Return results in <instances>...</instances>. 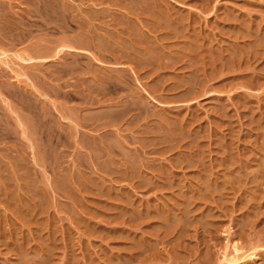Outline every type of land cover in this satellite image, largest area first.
Instances as JSON below:
<instances>
[{
  "label": "rangeland",
  "instance_id": "374dc122",
  "mask_svg": "<svg viewBox=\"0 0 264 264\" xmlns=\"http://www.w3.org/2000/svg\"><path fill=\"white\" fill-rule=\"evenodd\" d=\"M0 1L15 19L27 10L26 4L21 0ZM80 1H69L70 4L72 3V10L75 9L73 15L76 16L72 22L71 27L74 31H71V35L91 28V21L94 22L91 24L93 33H104L111 27H116L113 25L109 28L104 25L103 22H113L115 16L111 17L114 14L111 12L109 15L106 12V5L102 0H84L81 1L82 4ZM95 1H98L96 6L93 4ZM214 1L216 0L210 3V8H202L195 0H179V3L165 0L167 5L173 7L171 11L175 17L182 14L184 21L189 19L193 24L199 23V31H204L206 34L211 31L209 37L215 42L214 48L236 41L234 38L226 37L223 28L222 31L219 29V24L221 27L224 26L219 17L222 16V11L225 9L232 11L234 7H238V4L247 8L242 9L246 11L245 17L249 15L248 18L255 19L254 24L262 25L264 31V14H262L264 11L261 13L256 7V2L261 0H251V5H254L252 8L238 2L236 4L235 0H219L217 3ZM212 3H215L218 11L215 9L214 14L208 15L211 7L214 6ZM79 7L83 13L82 10L79 11ZM86 8L91 9L90 13L94 15L90 22H87L83 15L81 16ZM78 15L80 18L77 19ZM207 16L210 26H207ZM212 20H218L219 24L214 27L215 29L211 26ZM42 22V20L39 22L41 30H34L35 33L33 31L34 35H40L37 36L39 38L36 36L32 38L30 35L23 41L4 39L3 43L0 42V264H42V262L43 264H264V48H258L262 52L257 49L254 51L255 54L257 53L255 56H259L255 59L254 52H250V48L243 51L246 58L243 59V64L244 60L247 62L243 68L250 65L247 67L250 68L249 70L239 71L237 68L227 67L225 74H220L222 73L220 64L223 62L218 64L220 67L217 65L219 69L215 72L213 66L211 68L212 64L209 63L205 68L199 61L201 63L196 64L203 65V67L198 65L199 69L209 70V72L197 70L202 79L201 89L182 98H176L177 96L171 98L178 92L167 88L164 91L169 85L167 83H171V77L178 75L186 79L187 74H191V70L196 67L192 65L193 68L187 61L185 62L187 59L185 56H181L179 63L174 66L169 65L168 69L156 73L158 76L154 75L152 70L145 75L141 72L142 68L132 66L140 75L137 78L131 71L130 66L133 64L125 66L124 69L127 73L130 72L132 77L129 75V78L131 77L132 80L127 76L124 79L120 71L110 64L108 67L106 64L96 65L93 58L86 54L82 57L76 53H63L48 61L25 62L21 58H25L31 48L37 44H40L39 47L43 50L48 48L53 52L62 43L64 37L62 29L57 26L55 29L54 25L49 27ZM204 33L203 35H206ZM213 35L217 40L212 37ZM173 39L165 40L167 55L174 54L173 51L177 52V46L181 45V42ZM215 40L218 41L217 45ZM37 41L41 42L37 43ZM239 42L241 43L242 40ZM246 42V44L250 43L248 39ZM173 43H177L176 46ZM54 44L58 45L54 46ZM45 46L46 48H43ZM247 55H253L249 58L254 61H250ZM62 60L64 64L70 62L69 64H76L78 67L80 65V69L77 67L74 75H62L58 68L63 63ZM227 63V66H231L232 63L235 65L238 63V58L234 62L230 60ZM180 64L183 66H178ZM180 71L184 74L178 73ZM202 72L205 74L203 75ZM246 72L247 76L257 77V80L253 78V83H259L246 86L245 82L238 78L239 73L246 75ZM99 75L109 79L108 81L113 84V86L106 85L107 87H114L115 82L118 86L117 90H111L116 92L111 94V100H118L135 90L136 92L147 90L148 93L143 92V95L147 99L148 109L139 116L138 112H134V116L129 114L113 123H110V118L97 115L94 109L97 110L99 106L112 102L109 100L110 95H107L108 98L101 97L89 87L100 82ZM163 76L166 82L162 84L166 86L156 90L154 84ZM136 78L140 82H136ZM38 80L45 85L46 90L37 88L39 85L35 81ZM76 82H80L78 87L75 86ZM121 85L123 88L119 91ZM57 90L63 96L65 93L72 94L71 100L58 96ZM19 91L33 97L37 105V117L29 113L26 104L22 105L21 100L16 96ZM171 93L172 96L169 95ZM158 101L166 105L162 106ZM88 113L90 116L87 115ZM39 118L44 124L46 123V126H51V129L57 131L58 134L53 130L54 138L50 137L53 141L46 137L50 142L52 141V146L56 149L47 145L54 149L48 148V150L45 139L42 138L40 141L38 132L35 133L37 128L34 124ZM52 119L56 122L51 123ZM19 121L22 122V126L19 125ZM22 127L27 128V137L23 136ZM48 127H45L47 131ZM120 149L123 154L129 151L137 154L135 165L142 166L143 163H148L149 168L152 166L151 170L160 169L163 174H157V177L149 175L151 181H137L127 174L130 163H126L124 157L119 155ZM44 150L49 153L52 151L49 154V158L52 159L45 161ZM197 150L200 152L202 150L204 154L199 151L198 154ZM193 151L194 154L197 152L194 156L197 155L200 161L196 157L192 159ZM100 154L101 158L97 157ZM122 160L124 163L121 162ZM188 160L189 163L186 162ZM170 165L173 167L172 171ZM146 170L150 171L148 168ZM142 208L144 214H150L148 218L144 219L138 215ZM155 213L163 216L168 213L173 214L177 225L171 222L164 228L159 219L154 220L157 218ZM79 217L84 218V222ZM149 220L152 223L148 222ZM160 228L168 235L165 236ZM140 237L154 241L155 251L153 249L149 251L151 252L149 258L144 257L145 253L139 255L136 250L138 244L141 245ZM135 239L139 241L134 242Z\"/></svg>",
  "mask_w": 264,
  "mask_h": 264
},
{
  "label": "bare ground",
  "instance_id": "6f19581e",
  "mask_svg": "<svg viewBox=\"0 0 264 264\" xmlns=\"http://www.w3.org/2000/svg\"><path fill=\"white\" fill-rule=\"evenodd\" d=\"M23 1L27 6V10L25 11V13L21 14L20 17L18 18H13L12 15L10 14V12L8 10H6L7 8L5 7L4 3L0 1V42L3 43L4 39H11V40H15V41H23L25 40L27 37H29L30 35H32V38L35 37L36 35L33 34V31L34 30H41V25L39 24L40 20H42L43 22H45V25H49L55 28L56 26L60 28L61 31H63V34H64V37L62 39V43L58 46V48H56L55 50H53V52L49 51L51 49H45L43 50L42 47H39L40 44H37V46H34L33 48H31V50L29 51V53L26 54V57L25 58H21L23 61L25 62H39V61H48V60H51V59H55L57 56L59 57V55L61 54H72V53H76L77 55H81L83 57V54H86V55H89L90 57L93 58V62L96 63V65H105L108 67V65H112L113 67L117 68L116 70H119L121 75L123 76V78L125 79L126 76L127 78H129V73H127L125 71V66H130V64H133L131 65L130 67L132 68V66L134 67H140L142 68V73H149L151 70L153 71L154 75L158 76L156 73L158 72H163V70H166L168 69L171 65L174 66V64L176 63H179L178 60L180 58H182L181 56H185L187 59L185 60V62L187 61L188 64L191 65V67H193L192 65L196 66L193 70H191V74H187V78L184 79L182 76H178V75H175V77H171V83H167L169 85H167V87H165L166 85H163L162 83H165V79H164V76L162 78H158L159 80H157V82H155L154 84V88L157 90L159 89L160 87H165L164 91H166V88L167 89H175L177 92V94H175V96H172V93L169 94L170 96H172L171 98H182L184 97V95H190V94H193L194 92H196L197 90L201 89V82H202V79L200 78V73L198 71H203V70H206V69H203L201 70V68L199 69V66H201L200 64H196V63H203L204 67H208L207 65L212 64L211 65V68L213 66V69L214 71L216 72L219 67L221 66L222 68L220 69L222 73L220 74H223L227 69V67H232V68H237L239 69V71L241 70H245L247 69V67H249L250 65H248L246 68H243L246 66L245 63V66H243V59H246L244 58V50L246 48H250V52H254L256 49L257 51L259 50L258 48H264V38L263 35H264V31H263V28H262V25H256L254 24L255 22H253V20L255 21V19L249 17H245V10H242V9H247V8H244L242 6H240L238 4V7H234L231 10H227L225 9L224 11H222V16L219 17L220 21L222 20L223 21V24L224 26L221 27V24L217 23L218 20H215L211 23V26L212 28H214L215 26H217L218 24L220 25L219 29L223 28V32H224V35L226 34V37L228 38H234V40H236L234 43H231L230 42H227L226 44L224 43V45L220 48H218L219 46H217V48L215 49L214 48V43L215 42H212V39L209 37V33H204L201 32V30L199 31L198 30V25L199 23L197 22H194V24L192 23L193 21L189 22V19L187 21H184V19L182 18V14H179V16L175 17L173 14V11H171V8L173 7H170V5L166 4L167 2H165V0H102L104 3H105V7H106V12L110 13L112 12L114 15H111L112 16H115V18L113 19L114 21L112 22H103L105 23L104 25L107 26V27H111L113 25H116V27L106 30L104 33H93V30L91 32V29H92V26L91 24H94L93 21L90 22L91 18L93 17L94 18V15L92 16L91 13H90V10L88 8H86L84 11V14L83 13V10L80 8L79 11L82 10V13H81V16L83 15V17L85 18V20L87 22H90V27L91 28H87V29H83V30H80V31H77V34L76 35H71V31H74L72 29V22H73V19H74V16L75 14L73 15L74 13V10H72V6L70 4V0H21ZM82 2L84 0H81ZM80 1V2H81ZM171 1H175V2H178L179 0H171ZM202 8H210V3L213 1V0H195ZM236 1V4L237 2L240 3L241 5H245V7H250L252 8V6L254 5H251V0H235ZM22 2V3H23ZM81 2V4H82ZM89 2V1H88ZM101 2V1H100ZM174 2V3H175ZM214 2H219V0H216ZM91 3V2H90ZM179 3V2H178ZM93 4H96L98 5V1H95ZM213 4V3H212ZM256 7L258 10L261 11V13L264 11V0H261L260 2H256ZM104 5V4H103ZM213 8L211 7V11L208 13V15L210 14H214V10L216 9V6H215V3L213 4ZM94 6V5H92ZM237 6V5H236ZM84 8V6H82ZM100 8V7H99ZM175 8V7H174ZM194 8V7H193ZM254 8V7H253ZM104 9V8H103ZM198 9V7H197ZM256 9V10H257ZM77 10V9H76ZM217 10V9H216ZM215 10V12H216ZM73 11V12H72ZM97 11V10H96ZM175 11V10H174ZM218 11V10H217ZM220 11V9H219ZM15 12V11H13ZM78 12V11H77ZM101 12V11H100ZM178 12V11H177ZM176 12V13H177ZM208 12V11H207ZM17 13V12H16ZM19 13V12H18ZM22 13V12H21ZM79 13V12H78ZM94 14V12H92ZM205 13V12H204ZM80 14V13H79ZM106 14V13H105ZM103 14V15H105ZM193 14V13H192ZM264 14V13H262ZM77 15V14H76ZM178 15V14H177ZM191 15V14H189ZM206 15V14H205ZM217 15V14H216ZM219 15V14H218ZM100 16V15H99ZM194 16V15H193ZM76 17V16H75ZM110 17V18H111ZM192 17V16H191ZM80 18L79 15L77 17V19ZM92 18V19H93ZM264 18V17H263ZM262 18V19H263ZM82 19V18H81ZM97 19V18H96ZM106 19V18H105ZM261 19V21H262ZM101 20V19H100ZM192 20V19H191ZM102 21V20H101ZM221 21V22H222ZM42 22V23H43ZM76 22V21H74ZM79 22V21H78ZM82 22V20L80 21ZM84 22V21H83ZM86 22V23H87ZM226 22V23H225ZM97 23V22H96ZM201 23V22H200ZM228 23V25H227ZM258 23V22H257ZM77 24V23H75ZM82 24V23H81ZM81 24H78L81 25ZM225 24L227 26H225ZM43 25V24H42ZM207 26H210V21H209V18L207 16ZM45 27V26H44ZM51 27V28H52ZM100 27V26H99ZM216 27V28H218ZM264 27V26H263ZM50 28V29H51ZM58 28V30H59ZM75 28V27H73ZM80 28V27H78ZM97 28V27H96ZM200 28V27H199ZM56 29V28H55ZM94 31L95 30V27L93 28ZM211 29V28H210ZM215 29V28H214ZM49 30V29H48ZM54 30V29H53ZM51 31V30H50ZM222 31V29H221ZM37 32V31H36ZM54 32V31H52ZM98 32V30H97ZM220 32V30H219ZM35 33V31H34ZM44 33V32H43ZM50 33V32H49ZM206 34V35H203ZM37 34V33H36ZM48 34V32L46 33ZM214 34V33H213ZM221 34V33H220ZM222 35V34H221ZM37 36H40V35H37ZM36 36V37H37ZM46 36V35H45ZM223 36V35H222ZM35 37V38H36ZM213 38L214 35L212 36ZM39 38V37H37ZM169 38H174L175 41H178V42H181V45L177 46L178 50L177 52L176 51H173L175 52L174 54L170 53V54H166L167 52V49H166V39ZM30 39V38H28ZM42 39V38H41ZM45 39V38H44ZM48 40V38H46ZM45 39V40H46ZM50 39V38H49ZM173 39V40H174ZM182 39V40H180ZM211 39V40H210ZM216 39V38H215ZM249 40V44H246V40ZM53 39H51L52 41ZM217 40V39H216ZM215 40V41H216ZM229 40V39H228ZM242 42L240 43L239 41ZM58 41V39H57ZM214 41V40H213ZM41 42V41H39ZM37 41V43H39ZM217 42L216 41V44L217 45ZM221 42H223V40H221ZM34 43V41H33ZM47 43V41H46ZM166 43V44H165ZM220 43V42H219ZM230 45H229V44ZM242 45H240V44ZM53 44V43H52ZM175 46L176 44L173 43ZM34 45V44H33ZM51 44H49L50 46ZM56 44H54L55 46ZM58 45V44H57ZM56 45V46H57ZM44 46V44H43ZM168 47V46H167ZM43 48H46L43 47ZM49 48H52V47H49ZM218 49V50H217ZM248 50V49H247ZM48 51V52H47ZM264 51V50H263ZM1 52V51H0ZM51 52V53H50ZM170 52H172V49L170 50ZM259 52H262L261 50H259ZM264 53V52H263ZM252 54V53H251ZM257 54V53H256ZM255 52H254V56L253 55H250L248 56V59H250L249 57H257L255 56L256 55ZM74 55V54H73ZM259 55V53H258ZM261 55V54H260ZM65 56V55H64ZM246 56V54H245ZM66 57H68L66 55ZM78 58V56H76ZM259 57V56H258ZM257 57V58H258ZM262 57V55H261ZM73 58V57H72ZM89 58V57H88ZM232 60V62H234V60L236 58H238V63H235V65L232 63L231 66H227L228 63L230 60ZM62 59V58H61ZM75 59V58H74ZM260 59V58H259ZM57 60V59H56ZM77 60V59H75ZM182 60V59H181ZM228 60V61H227ZM253 59H250V61H252ZM67 61V60H66ZM113 61L114 63H108V62H111ZM201 61V62H199ZM254 61V60H253ZM257 61V60H256ZM261 61V60H259ZM63 62V60H62ZM73 62V61H72ZM221 62H223L222 64H220ZM226 62V63H225ZM65 62L61 63V65L58 67L59 68V73H61L62 75H69V74H76V69L78 66L75 65H72V64H69L68 62H66L67 64H64ZM79 63V62H78ZM125 63H129V64H125ZM259 63V62H258ZM50 64V63H49ZM60 64V63H59ZM80 64V63H79ZM220 64V66L218 65ZM254 64V62H253ZM53 65V64H52ZM57 64H55L56 66ZM109 65V66H110ZM170 65V66H169ZM199 65V66H198ZM202 65V67H203ZM219 67H218V66ZM260 65V64H259ZM51 66V65H49ZM54 66V65H53ZM88 66V65H87ZM180 67L183 66V64H180L178 65ZM258 66V65H257ZM52 67V66H51ZM57 67H54L55 69ZM80 67V65H79ZM78 67V68H79ZM129 67V68H130ZM177 68V67H176ZM210 68V67H209ZM80 69V68H79ZM101 69V68H100ZM127 69V68H126ZM144 69V70H143ZM208 69V68H207ZM250 68H248L247 70H249ZM82 70V69H81ZM130 70V69H128ZM127 70V71H128ZM198 70V71H197ZM235 70V69H234ZM246 70V71H247ZM252 70V69H251ZM79 71V70H78ZM85 71V69H84ZM87 71H89L87 69ZM99 71V69L97 70V72ZM131 71L134 73V76L138 78L139 73L135 70V69H131ZM168 71V70H167ZM236 71V70H235ZM261 71V70H260ZM82 72V71H80ZM79 72V73H80ZM86 72V71H85ZM95 72V71H93ZM101 72V70H100ZM140 72V71H139ZM174 72V71H173ZM205 72V71H204ZM206 72H209V70ZM238 72V71H237ZM258 72V70H257ZM99 73V72H98ZM141 73V74H142ZM180 74H184L183 71H180L178 72ZM211 73V72H210ZM213 73V72H212ZM211 73V74H212ZM244 73V72H243ZM243 73H239L238 74V78L240 80H242L243 82H245V85L247 86L248 84L249 85H253V84H256V83H259V82H256V83H253V78L255 77H251V76H247L248 73L246 75H244ZM143 74V75H144ZM145 74V75H146ZM179 74V75H180ZM203 74V72H202ZM205 74V73H204ZM203 74V75H204ZM225 74V73H224ZM256 74V73H255ZM82 75V74H80ZM95 75V74H93ZM101 76L103 75L100 74ZM99 75V76H100ZM106 75V74H105ZM119 75V74H118ZM117 75V76H118ZM121 75H119L121 77ZM144 75V76H145ZM164 75V74H162ZM215 75V74H214ZM71 76V75H69ZM77 76V75H76ZM75 76V77H76ZM83 76V75H82ZM96 76V75H95ZM94 76V77H95ZM100 76V77H101ZM108 76V75H107ZM106 76V77H107ZM131 76V75H130ZM155 76V77H156ZM104 77V76H103ZM101 77L100 78V82L97 83V84H94V85H90L89 87L96 91L95 93H98L99 96L101 95V97H107V95H110V98L109 100L112 99L111 97V94H114L116 93L115 91H111L113 89L117 90L118 86L114 84V87H107V86H111L112 83H110L109 79L107 78H103ZM132 77V76H131ZM129 78L132 80V78ZM134 77V78H135ZM153 77V76H152ZM136 78V82H140L138 79ZM170 78V77H169ZM81 79V78H80ZM112 79V78H111ZM117 79V78H116ZM259 81H260V77L258 78ZM109 80V81H108ZM187 80H188V83H187ZM204 80V79H203ZM238 80V79H237ZM255 80H257V77L255 78ZM81 81V80H80ZM90 81V80H88ZM124 81V80H123ZM129 81V80H128ZM127 81V82H128ZM262 81V80H261ZM34 82V81H33ZM37 82V84L39 86H37V88L41 87L42 89L46 90L47 88L45 87V85H43L42 82H40L39 80L38 81H35ZM34 82V83H35ZM75 82V81H74ZM113 82V80H112ZM130 82V81H129ZM191 82V83H190ZM67 83V82H66ZM86 83V81H85ZM89 83V82H88ZM87 83V84H88ZM90 83H93V82H90ZM89 83V84H90ZM120 84L122 82H119ZM124 83V82H123ZM132 83V82H131ZM252 83V84H250ZM80 82H76L75 83V86L79 85ZM171 84V85H170ZM33 85H36V84H33ZM107 85V86H106ZM130 85V84H129ZM227 85V84H226ZM74 86V87H75ZM113 86V84H112ZM125 86V84L123 85ZM3 87V86H2ZM36 86H34L35 88ZM64 87V86H63ZM66 87V86H65ZM71 87V85H70ZM73 87V85H72ZM78 87V86H77ZM127 87V85H126ZM46 88V89H45ZM120 88H123L122 85L121 87H119V91H120ZM125 88V87H124ZM244 88V87H243ZM72 89V88H71ZM88 89V88H87ZM161 88V90H163ZM37 90V89H36ZM65 90V89H64ZM130 89H128L129 91ZM139 90V89H137ZM174 90V91H175ZM38 91V90H37ZM66 91H69V89H66ZM72 91V90H71ZM70 91V92H71ZM76 91V90H75ZM127 91V90H126ZM142 91V90H141ZM128 92L127 94H125V96H122L120 99L118 100H111L112 102L111 103H107V104H104L103 106H99V108L97 110L94 109L95 113L97 115H100L102 117H105V118H110V123L112 122H117V120H120L122 118H124L125 116L131 114V116H134V112H138V116L141 115V113H143L145 110L148 109V102H147V99L144 97V93L147 94V90H143V92ZM17 93V90L15 91ZM39 92V91H38ZM55 92V91H54ZM122 92V91H121ZM163 92V91H162ZM173 92V90H172ZM15 93V94H16ZM41 93V92H40ZM81 93V92H80ZM92 93V92H91ZM94 93V94H95ZM120 93V92H118ZM170 93V92H168ZM175 93V92H173ZM56 94L58 96H61V97H65L68 99H70L73 95L72 94H69V93H65L64 96L63 94H61L60 91H56ZM84 94V93H83ZM123 94V92H122ZM160 94V93H159ZM165 94V93H164ZM43 96H45V94H42ZM79 95V94H78ZM174 95V94H173ZM15 96V95H14ZM16 96L21 100H19L20 102H22V105L26 104V109L29 111V113L33 114L34 116L33 117H37V112H36V103L34 102L33 100V97L31 98L28 93H25V92H21L19 91L18 94H16ZM15 96V97H16ZM84 96V95H83ZM116 96V95H115ZM158 96V95H157ZM76 97V96H75ZM88 97V96H87ZM119 97V96H118ZM168 97V96H167ZM35 98V97H34ZM84 98V97H83ZM89 98V97H88ZM87 98V99H88ZM108 98V97H107ZM161 98V97H160ZM170 99V98H169ZM71 100V99H70ZM244 100V99H243ZM96 101V100H95ZM101 101V100H100ZM245 101V100H244ZM243 101V102H244ZM84 102H87V101H84ZM110 102V101H109ZM159 102V101H158ZM19 103V102H18ZM160 104H162V106L166 105V103H162V102H159ZM177 104V103H176ZM21 105V106H22ZM88 112V111H86ZM91 113V112H90ZM77 114V113H76ZM75 114V115H76ZM85 114V112H84ZM89 115V113L87 114ZM93 115V113H92ZM96 115V116H97ZM39 116V115H38ZM44 116V115H42ZM46 116V115H45ZM62 116V115H61ZM90 116V115H89ZM130 116V117H131ZM7 117V116H6ZM48 118V116H46ZM80 117V115L78 116ZM85 117V116H84ZM101 117V119H102ZM62 118V117H61ZM67 118H69L67 116ZM83 118V117H82ZM87 118V117H86ZM104 118V119H105ZM178 118V117H177ZM37 119V118H35ZM34 119V120H35ZM41 118H39V120L36 121V123L34 125H36V128L37 130L35 129V133L38 132L39 136H40V141L44 140L45 142V146L47 147V145L50 147L52 146V141H53V136H54V131L55 129H51V126L48 127L46 126V123L44 124L41 120ZM65 119V117H64ZM71 119V118H69ZM100 119V120H101ZM103 119V120H104ZM33 120V121H34ZM45 120V119H44ZM88 120V119H87ZM90 120V119H89ZM99 120V121H100ZM48 121V120H47ZM56 122L55 120L52 119V121H50L51 123H54ZM86 121V120H85ZM95 121V120H94ZM139 121V120H138ZM46 122V120H45ZM107 122V121H106ZM144 122V121H143ZM9 123V122H8ZM31 123H33L31 121ZM119 123V122H118ZM135 123V122H134ZM24 124V123H23ZM26 124V123H25ZM29 124V123H28ZM130 124V123H129ZM19 125L22 126V122L19 121ZM141 125V124H140ZM24 126V125H23ZM171 126V125H170ZM173 126V125H172ZM45 127H48V131L46 130L47 128ZM174 127V126H173ZM171 127V128H173ZM257 127V126H256ZM23 128V127H22ZM32 128V126H31ZM43 128H45V130H43ZM25 128H23V136L24 137H27V132H26V129L24 130ZM150 129V128H149ZM2 130V129H1ZM34 130V129H33ZM174 130V129H173ZM56 131V130H55ZM31 133V131H30ZM60 133V132H59ZM145 133V132H144ZM159 133V132H158ZM56 134L57 131H56ZM71 134V133H70ZM172 134V133H171ZM2 135V134H1ZM179 135V134H178ZM34 136V135H33ZM57 135H55L56 137ZM60 135H58L59 137ZM73 136V135H72ZM163 136V135H162ZM32 137V136H31ZM38 137V136H37ZM46 137H53V138H50L52 139V141L50 142V140L46 139ZM57 137V138H58ZM197 137V136H196ZM86 138V137H85ZM88 138V137H87ZM90 138V137H89ZM88 138V139H89ZM114 138V137H113ZM137 138V137H136ZM81 139V138H80ZM135 139V138H134ZM65 140V139H64ZM86 142H87V139H85ZM92 140V139H90ZM112 140V139H111ZM81 141V140H80ZM83 141V140H82ZM117 141V140H116ZM141 141V139H140ZM66 142V141H65ZM79 142V141H78ZM89 142V141H88ZM118 142V141H117ZM162 142V141H161ZM200 142V141H199ZM34 143V142H33ZM55 143V142H54ZM57 143V142H56ZM55 143V144H56ZM195 143V142H194ZM65 144V143H64ZM69 144V143H68ZM82 144V147H83V142L81 143ZM92 144V143H90ZM109 144V143H108ZM115 144V143H114ZM121 144V143H120ZM142 144V143H141ZM42 145V144H41ZM54 145V144H53ZM59 145V144H58ZM86 145V144H85ZM117 145V144H116ZM154 145V144H153ZM196 145V144H195ZM34 146V145H33ZM39 146V145H37ZM56 146V145H55ZM88 146V145H87ZM47 147V149L49 148ZM54 148V146H52ZM114 147V146H113ZM118 147V146H117ZM121 146H119L120 148ZM180 147V146H179ZM197 147V145H196ZM49 148V149H56V148ZM92 150H95L93 149V147H91ZM121 148H124L123 146ZM190 148V147H189ZM193 148V147H192ZM36 149V148H35ZM43 149V148H42ZM48 149V150H49ZM99 149V148H98ZM102 149V148H101ZM167 149V148H165ZM171 149V148H170ZM157 150V149H156ZM155 150V151H156ZM205 150V149H204ZM36 151V150H35ZM45 153V161L46 160H50L49 158V154L52 153V151L49 153L47 150H44ZM111 151V150H110ZM113 151V150H112ZM126 151V150H125ZM200 152V150H197V152ZM34 152V151H33ZM91 152V151H90ZM93 153H96L95 151H92ZM118 152V151H117ZM159 152V151H158ZM195 152V154L197 153ZM198 154H200L201 152ZM101 153V152H100ZM120 153L119 155H122V157H124V161L126 160V163H130L129 164V167L130 169L128 170L127 174H130L131 176H133V178H136L137 181H151L150 178L151 176L149 175H152V176H156L157 174H163V172L157 170V169H152V166L149 168V165L148 163H143L142 166H139V162L137 164H139L138 166L135 165V161L136 159H138V156L137 154L135 155V152L134 154L132 152H127V153H124L121 152V149H120ZM155 153V152H154ZM193 154L191 155H195L194 154V151L191 152ZM99 154V153H98ZM103 154V153H102ZM108 154V153H107ZM157 154V153H156ZM185 154V151L184 153ZM202 154H204L202 152ZM201 154V155H202ZM53 155V154H52ZM97 155V154H96ZM118 155V156H119ZM181 155V154H180ZM82 156V155H81ZM101 154L97 157H100ZM103 156V155H102ZM155 156V155H154ZM186 156V155H185ZM192 156V157H193ZM197 156V155H196ZM192 158L193 160L195 159V157ZM96 157V156H95ZM152 157V156H151ZM160 157V156H159ZM162 157V156H161ZM182 157V156H181ZM198 157V156H197ZM196 157V158H197ZM206 157V156H205ZM12 158V157H11ZM101 158V157H100ZM121 158V156H120ZM156 158V156H155ZM176 158V157H175ZM185 158V157H183ZM199 158V157H198ZM197 158V159H198ZM204 158V157H203ZM226 158V157H225ZM52 159V158H51ZM104 159V158H103ZM122 159V158H121ZM146 159V158H145ZM178 159V158H176ZM182 159V158H181ZM186 159V158H185ZM200 159V158H199ZM198 159V160H199ZM231 159V158H230ZM60 160V159H59ZM59 160H58V163H59ZM106 160V159H105ZM190 160V159H189ZM189 160L186 161L187 163H189ZM84 161V160H83ZM82 161V162H83ZM200 161V160H199ZM18 162V161H17ZM25 162V161H24ZM51 162V161H49ZM98 162V161H97ZM100 162V161H99ZM115 162V160H114ZM123 162V160L121 161ZM147 162V161H146ZM191 162H194L191 160ZM2 163V162H1ZM41 163V162H40ZM101 163V162H100ZM113 163V162H112ZM124 163V162H123ZM159 163V162H158ZM176 163V161H175ZM201 163V162H200ZM95 164V162H94ZM104 164V163H103ZM121 164V163H120ZM171 164V162H170ZM176 164H179V163H176ZM21 165V164H20ZM81 165V164H80ZM160 165V164H159ZM158 165V166H159ZM162 165V164H161ZM175 165V164H173ZM205 165V164H204ZM24 166V165H23ZM84 166V165H83ZM97 166V165H96ZM109 166V165H107ZM115 166V165H114ZM146 166V167H145ZM154 166V165H153ZM171 166V165H170ZM177 166V165H176ZM111 167V166H110ZM116 167V166H115ZM155 167V166H154ZM157 167V166H156ZM163 167V166H161ZM185 167V165L183 166ZM187 167V165H186ZM190 167V166H189ZM100 168V167H99ZM148 168V170L150 169V171H147L146 169ZM164 168V167H163ZM204 168V167H203ZM62 169V168H61ZM125 169V168H124ZM162 169V168H161ZM173 167L171 166L170 167V170L172 171ZM110 170V169H109ZM112 170V169H111ZM119 170V169H118ZM117 170V172H118ZM122 170V168H121ZM166 170V168H165ZM207 170V169H206ZM26 171V170H25ZM29 171V170H28ZM102 171V170H101ZM113 171V170H112ZM111 171V173H112ZM125 171V170H124ZM176 171V170H175ZM231 171V170H230ZM27 172V171H26ZM57 172V171H56ZM109 172V171H108ZM116 172V171H115ZM107 173V172H106ZM110 173V172H109ZM126 173V172H125ZM167 173V172H166ZM119 174V173H118ZM236 174V173H235ZM62 175V174H61ZM60 175V176H61ZM106 175V174H105ZM108 175V173H107ZM110 175V174H109ZM165 175V173H164ZM169 175V174H168ZM59 176V175H58ZM112 176V175H111ZM120 176V174H119ZM129 176V175H128ZM159 176V175H158ZM232 176V175H231ZM25 177V176H24ZM67 177V176H66ZM109 177V176H108ZM123 177V175H122ZM157 177V176H156ZM165 177V176H164ZM163 177V178H164ZM173 177V176H172ZM175 177V176H174ZM72 178V177H71ZM75 178V177H74ZM112 178V177H111ZM121 178V177H120ZM119 178V179H120ZM126 178V177H125ZM128 178V177H127ZM160 178V177H159ZM76 179V178H75ZM171 179V177H170ZM26 180V178H25ZM29 180V179H28ZM115 180V179H114ZM118 180V179H117ZM166 180V179H165ZM204 180V179H201V181ZM31 181V180H30ZM65 181V180H64ZM93 181V180H92ZM169 181V180H168ZM179 181V180H178ZM207 181V180H206ZM180 184V183H179ZM150 187V186H149ZM39 189V188H38ZM23 190V189H22ZM138 190V189H137ZM41 195V194H40ZM37 197V196H36ZM125 199V198H124ZM118 200V199H117ZM24 202V201H23ZM188 203V202H187ZM184 204V203H183ZM62 205V203H61ZM60 206V205H59ZM131 207V206H130ZM29 208V207H28ZM114 209V208H113ZM134 209V208H133ZM137 209V208H136ZM151 209V208H150ZM184 209V208H183ZM118 210V209H117ZM140 210V209H138ZM120 211V210H119ZM139 212V211H138ZM144 210L143 208L140 210V213L138 214L139 216L141 215L142 218H148L147 216L150 215L148 213V215L144 214ZM123 213H125L123 211ZM184 213V212H183ZM122 214V213H121ZM127 214V213H126ZM157 215V213H155ZM161 214V213H160ZM185 214V213H184ZM131 215V214H130ZM137 215V216H138ZM154 215V214H153ZM155 216V215H154ZM154 216H151V217H154ZM20 217V216H19ZM109 217V216H108ZM150 217V218H151ZM156 217V216H155ZM177 217V216H176ZM80 219H83V222H84V218L82 217H79ZM178 218V217H177ZM113 219V218H112ZM136 219V218H135ZM140 219V218H139ZM156 219H159V221H161V223L164 225V228L165 225H168V223H171V222H174L176 221L175 219V216H173V214L171 213H168L167 215L165 214V216H163L162 214L161 215H157V218H155L154 220L156 221ZM188 219V218H187ZM198 219V218H197ZM117 220V219H116ZM132 220V219H131ZM148 220V219H147ZM152 220V219H151ZM151 220H149L148 222H151ZM80 222L82 220H79ZM99 221V220H98ZM133 221V220H132ZM138 221V220H137ZM141 223H142V220H140ZM154 221V222H155ZM128 222V221H126ZM153 222V220H152ZM151 222V223H152ZM138 223V222H137ZM144 223V222H143ZM158 223V222H157ZM175 223V222H174ZM83 224V223H82ZM130 224V223H129ZM154 224V223H153ZM160 224V223H159ZM162 225V226H163ZM175 225H177L175 223ZM173 226V225H172ZM179 226V225H178ZM170 227V226H168ZM153 228V227H152ZM177 228V227H176ZM151 227L149 228V232L151 231L150 230ZM154 229V228H153ZM157 230V228H155ZM154 229V230H155ZM170 229V228H169ZM160 230H162V228H160ZM178 230V229H177ZM159 231V230H158ZM157 231V232H158ZM176 231V230H174ZM55 232V231H54ZM145 231H143V234H144ZM162 233L163 230L161 231ZM167 232V231H165ZM178 232V231H177ZM176 232V233H177ZM15 233V232H14ZM151 233V232H150ZM171 233V232H170ZM155 234V233H154ZM166 234L165 236H167L168 234L167 233H164ZM179 234V233H178ZM146 235H148L146 233ZM151 235V234H150ZM172 235V234H171ZM174 235V234H173ZM185 235V234H184ZM126 236V235H125ZM158 236V234H157ZM156 236V237H157ZM162 235H159V237H161ZM176 236V235H175ZM180 235H178V238H179ZM135 237H137L135 235ZM128 238V237H127ZM141 240V245L138 244V248H136V250L138 251V254L139 255H144V257H148L151 255V251L152 249L155 251L154 249V241H151L149 239H146L145 237H140ZM162 238H164V236H162ZM167 238V237H165ZM173 238V237H172ZM137 239V238H136ZM134 240V242L136 241H139V240ZM158 240V239H157ZM159 242V241H157ZM157 244V243H156ZM131 245V244H130ZM136 245V243L134 244ZM132 245V246H134ZM130 246V247H132ZM137 247V246H136ZM153 251V252H154ZM149 252V254H148ZM143 253V254H142ZM137 254V253H136ZM21 255V254H20ZM34 255V254H33ZM153 255V253H152ZM178 255V254H177ZM31 256V255H30ZM133 257V256H132ZM135 257V256H134ZM29 258V257H28ZM39 258V257H38ZM42 258V257H41ZM141 258V257H140ZM143 258V256H142ZM153 259V257L151 258ZM150 259V260H151ZM153 261V260H151ZM127 262V261H126ZM130 262V261H129ZM119 263H122L121 261H119ZM128 263V262H127ZM152 263V262H151ZM261 263V262H260ZM43 264V262H42ZM123 264H126V263H123ZM129 264V263H128ZM135 264V263H134Z\"/></svg>",
  "mask_w": 264,
  "mask_h": 264
}]
</instances>
